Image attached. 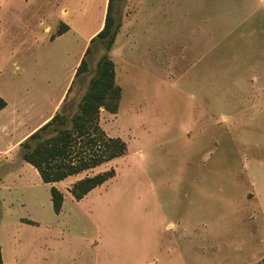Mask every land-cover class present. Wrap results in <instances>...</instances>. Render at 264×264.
<instances>
[{
	"label": "rangeland",
	"instance_id": "374dc122",
	"mask_svg": "<svg viewBox=\"0 0 264 264\" xmlns=\"http://www.w3.org/2000/svg\"><path fill=\"white\" fill-rule=\"evenodd\" d=\"M107 5L0 0V97L12 104L0 113L4 264H262L264 0L116 1V42L94 43L67 103L76 110L108 55L122 98L99 123L127 153L56 185L5 153L60 100ZM18 110L27 127L11 126ZM112 169L75 200L78 181Z\"/></svg>",
	"mask_w": 264,
	"mask_h": 264
},
{
	"label": "trees",
	"instance_id": "16d2710c",
	"mask_svg": "<svg viewBox=\"0 0 264 264\" xmlns=\"http://www.w3.org/2000/svg\"><path fill=\"white\" fill-rule=\"evenodd\" d=\"M116 1L123 0H108L104 26L86 49L58 111L20 144L21 158L38 171L46 184L65 181L71 176L93 170L127 153V143L119 137H109L99 123L101 110L116 114L122 98V88L116 82L115 63L108 55L99 60L76 110H72L73 107L67 103L76 80L89 72L88 56L94 43L100 41L108 52L116 42L120 31V25L116 23L113 15V5ZM68 30L69 27L64 25L59 36ZM6 107V101L0 97V112ZM114 177V169L87 176L78 181L70 192L75 200L81 201L91 191ZM51 201L55 213L60 214L64 195L55 186L51 188ZM0 264H4L1 242Z\"/></svg>",
	"mask_w": 264,
	"mask_h": 264
},
{
	"label": "crops",
	"instance_id": "0c3cea01",
	"mask_svg": "<svg viewBox=\"0 0 264 264\" xmlns=\"http://www.w3.org/2000/svg\"><path fill=\"white\" fill-rule=\"evenodd\" d=\"M105 5V3H104ZM108 6V5H107ZM83 57V56H82ZM82 60V58H81ZM80 60V62H81ZM79 66V65H78ZM75 76V75H74ZM74 76L71 79V82H69V84H67V88L65 89L63 95L61 96L60 100L57 102V104L55 105V107L52 109L51 112L54 111V114L58 111V109L60 108V106L62 105L64 98L68 92V89L70 88L72 81L74 79ZM7 107L5 109H3L0 113H3L5 111H8L12 106V104L10 102H7ZM18 105H20L19 103L17 105H15V107H19ZM14 107V108H15ZM24 110V109H23ZM22 111V110H21ZM20 111L18 110L17 113L16 112H12V123L11 126H19L21 127H27V123L26 119H23L19 113ZM25 114L27 115L28 110H24ZM51 112L49 113V115H47L46 117L42 118L38 123H36L35 125H33L32 127L26 129L22 134L18 135L13 141L12 143L9 145L8 150L5 151V153H7V155L11 154V153H16L17 157L21 158V154H20V144L25 141L32 133H34L36 130H38L40 127H42L45 123H47L53 116L54 114L51 115ZM16 113V114H15ZM29 113V112H28ZM8 132V129H5L4 133ZM12 136V135H11ZM23 160V159H22ZM55 184H51V185H56Z\"/></svg>",
	"mask_w": 264,
	"mask_h": 264
}]
</instances>
